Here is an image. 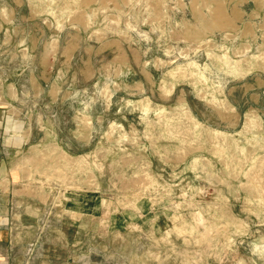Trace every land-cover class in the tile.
<instances>
[{
	"label": "rangeland",
	"instance_id": "obj_1",
	"mask_svg": "<svg viewBox=\"0 0 264 264\" xmlns=\"http://www.w3.org/2000/svg\"><path fill=\"white\" fill-rule=\"evenodd\" d=\"M3 89L15 264H264V0H0Z\"/></svg>",
	"mask_w": 264,
	"mask_h": 264
},
{
	"label": "crops",
	"instance_id": "obj_2",
	"mask_svg": "<svg viewBox=\"0 0 264 264\" xmlns=\"http://www.w3.org/2000/svg\"><path fill=\"white\" fill-rule=\"evenodd\" d=\"M17 94L18 91L0 90V264H15L16 230L27 227L23 218L26 221L27 212L33 209L31 187L27 185L28 173L23 167L25 147L32 137L25 136L26 129L21 123L18 125L15 115ZM22 212L24 217L18 215ZM28 256L29 252H24L21 264H30Z\"/></svg>",
	"mask_w": 264,
	"mask_h": 264
},
{
	"label": "bare ground",
	"instance_id": "obj_3",
	"mask_svg": "<svg viewBox=\"0 0 264 264\" xmlns=\"http://www.w3.org/2000/svg\"><path fill=\"white\" fill-rule=\"evenodd\" d=\"M234 69L236 70V72H239V69L238 68L235 67Z\"/></svg>",
	"mask_w": 264,
	"mask_h": 264
}]
</instances>
